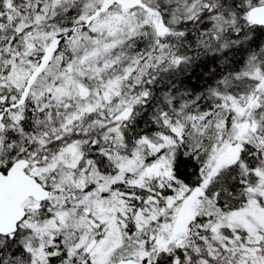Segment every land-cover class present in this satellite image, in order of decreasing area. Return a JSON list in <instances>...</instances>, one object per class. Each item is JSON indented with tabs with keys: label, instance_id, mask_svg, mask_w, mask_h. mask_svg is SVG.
Here are the masks:
<instances>
[{
	"label": "snow or ice",
	"instance_id": "snow-or-ice-1",
	"mask_svg": "<svg viewBox=\"0 0 264 264\" xmlns=\"http://www.w3.org/2000/svg\"><path fill=\"white\" fill-rule=\"evenodd\" d=\"M0 264H264V0H0Z\"/></svg>",
	"mask_w": 264,
	"mask_h": 264
}]
</instances>
